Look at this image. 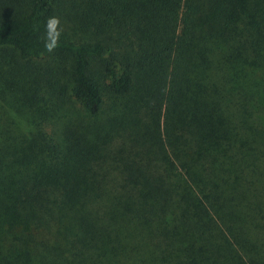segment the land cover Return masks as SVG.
Here are the masks:
<instances>
[{
	"label": "trees",
	"instance_id": "16d2710c",
	"mask_svg": "<svg viewBox=\"0 0 264 264\" xmlns=\"http://www.w3.org/2000/svg\"><path fill=\"white\" fill-rule=\"evenodd\" d=\"M0 48L80 110L29 147L0 264H264V0H0Z\"/></svg>",
	"mask_w": 264,
	"mask_h": 264
},
{
	"label": "rangeland",
	"instance_id": "374dc122",
	"mask_svg": "<svg viewBox=\"0 0 264 264\" xmlns=\"http://www.w3.org/2000/svg\"><path fill=\"white\" fill-rule=\"evenodd\" d=\"M24 73L17 52L0 48V206L4 208L26 167L33 171L39 165L40 151L29 149L33 141L42 146L53 124L72 120L80 111L76 105L61 110L45 103L42 91L36 95L28 89V71Z\"/></svg>",
	"mask_w": 264,
	"mask_h": 264
},
{
	"label": "clouds",
	"instance_id": "9594fccd",
	"mask_svg": "<svg viewBox=\"0 0 264 264\" xmlns=\"http://www.w3.org/2000/svg\"><path fill=\"white\" fill-rule=\"evenodd\" d=\"M61 21L59 17H50L45 24L44 47L49 53L55 51L60 46V39L63 29L60 28Z\"/></svg>",
	"mask_w": 264,
	"mask_h": 264
}]
</instances>
